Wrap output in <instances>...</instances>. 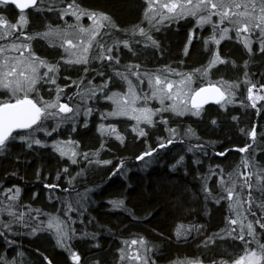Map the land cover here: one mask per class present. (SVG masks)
I'll list each match as a JSON object with an SVG mask.
<instances>
[{
	"label": "trees",
	"instance_id": "trees-1",
	"mask_svg": "<svg viewBox=\"0 0 264 264\" xmlns=\"http://www.w3.org/2000/svg\"><path fill=\"white\" fill-rule=\"evenodd\" d=\"M70 4H73V0H43V3L39 0V10L35 6L25 14L28 23L24 31L32 35L43 32L47 25L64 27L65 15H61V10ZM75 4L106 12L119 25L117 29H102L101 33L106 32L107 35L100 37L105 49L109 46L112 49L111 53L105 52V55H120L119 64H110L106 59H93L99 55L95 44L90 50L88 63L81 64L68 60L63 47L52 45L44 37H34L30 41L32 50L39 57L54 64L59 61L55 82L39 84V92L46 100L54 98L59 87L63 94L61 100L74 105L80 99L79 94H74L84 93L85 89L100 85L108 77L112 79L103 93L97 92L95 97L88 98L89 101L84 103L87 109H92L88 117L81 116L77 123L66 121L59 127L56 118H49L40 124L42 128L35 133L36 138L45 141L44 145L29 148L26 141L17 139L8 143L0 153V207L11 204L18 221L20 214H23L22 222L11 223V231H0V256L8 260L16 257L18 264L20 261L23 264H46L44 256L51 259L53 264H76L70 259L71 249L80 254L79 264H94L96 261L99 264H120V249L124 242L143 237L149 250V264H152V259L155 264H177L185 260H199L203 264H219L221 260L231 263L238 254L243 253V242L235 238L241 221L231 224V220L237 217L236 210H230L229 204L236 197H227L217 173L222 169L227 181V174L234 172L238 166L242 172L253 173L249 177H240V180L248 179L253 184V201L250 206L244 205L240 219L246 233V225L251 220L257 239L264 243V231L256 223L259 219L264 224V219H261L264 208L260 206L264 203V194L256 187L258 178L264 176V100L257 99L253 104L248 92L255 84L252 94L264 96V90L260 88L264 84L261 38L251 41V51L245 45V40L236 38L235 34L216 45L207 38L208 33L213 32V24L200 26L192 16L161 23L156 22L159 19L155 16L150 26L144 17L147 0H75ZM14 10L12 6H0V13L11 23L16 22L21 14ZM151 14L152 11L149 12ZM66 15L67 19H72L70 13ZM133 25L145 28L147 34L137 31L133 35L121 31ZM218 25L216 30L219 29ZM230 29L235 30L233 26ZM148 36L157 41L158 46L153 45ZM189 36L192 40L185 55ZM124 40H128L131 48L114 43ZM217 48L223 60L214 65L206 77H202L197 87L204 83L220 84L222 81L238 84V87L233 86L235 95L226 107L222 106V102L206 105L202 107L200 116L164 111L161 115L167 123L161 120L160 115L154 124L139 126L146 132L143 137L133 131L132 120L111 118L117 131L124 136L122 143L115 136L99 131L104 118L102 113L106 114L112 109L111 100L103 97L121 91L127 84L113 74L114 67L120 72L131 71L124 67L129 64H138L140 69L148 71L167 66L182 73L191 72L206 66ZM85 68L88 69L87 73ZM0 97L6 98L7 93L0 91ZM68 97H72V100L69 101ZM189 127L196 135L184 137ZM53 128L56 131L50 136L44 131ZM169 128L177 129L178 138L162 150L157 149L151 163L146 165L135 158L147 151L149 145L156 148L159 138L167 139ZM252 128L257 133L255 138L250 135ZM16 133L24 135L27 130ZM66 138L75 142L79 153H89V159L93 162L96 157L91 153L99 150V159L111 163L90 166L81 155H78L77 163H72L71 159L60 155L52 147V141ZM245 145L249 146L248 151L241 152L239 149ZM225 149L228 151L225 152ZM221 152H224L223 156ZM180 156H184V162L173 169L171 165L176 164ZM245 156L249 161L247 166L242 164ZM121 159L124 165L116 175H111ZM65 168L67 172L63 171ZM81 169H84L83 176L77 175ZM255 169L261 170L259 174ZM71 177L75 179L70 187ZM205 177L207 188L211 190L208 193L204 191ZM48 185L53 187L49 188ZM17 188L20 189L18 196L10 199ZM86 188L91 191L84 206L79 207L76 203L77 193L83 194ZM239 190L238 183L236 191ZM241 198L245 201L248 199L246 192L241 193ZM113 199H124L125 208H113ZM69 201L72 202L70 212L66 210ZM47 214L59 216L65 222L69 230L68 247L62 248L57 244L54 229L31 233L38 221L47 222ZM2 220L9 222L13 217L4 213ZM180 226L187 234L178 237L177 228ZM229 228L235 230L231 235L226 234ZM209 237L211 241L206 243ZM245 239L250 237L245 234ZM248 247L257 248V245L253 242ZM21 252L23 256H18Z\"/></svg>",
	"mask_w": 264,
	"mask_h": 264
},
{
	"label": "snow or ice",
	"instance_id": "snow-or-ice-1",
	"mask_svg": "<svg viewBox=\"0 0 264 264\" xmlns=\"http://www.w3.org/2000/svg\"><path fill=\"white\" fill-rule=\"evenodd\" d=\"M8 0H0V4L7 3ZM43 3V0H40ZM12 3L17 5L20 9L28 8L29 6H37V0H12ZM148 8L145 9L144 17L149 21V25L151 26L152 20L157 15L156 12L152 11L155 7H159L161 11L159 12V20L157 23H161L166 19H176L181 16L192 15L198 16L197 24L203 26L205 23L212 22L213 12H209L208 15H198L202 9H212L216 11V14L219 16V23L223 24L225 20H227L232 26L236 28L237 36L240 35L241 31L247 32L250 28L255 30L259 29L261 33V37H264V0H259V4L257 0H248L247 3L244 4V11H232V9L239 10L241 8V3L236 2V0H229V2H225V0H220L219 3L213 2V0H169L168 3H160V0H147ZM259 8V14L256 13V9ZM163 9H167V12H164ZM37 10H39L37 6ZM152 11V14L149 15V12ZM71 12V14L75 17L74 24H65V27L61 28L60 26H52L47 25L46 31L36 32L32 35H29L27 32L23 31V28H20L21 36L26 37L29 41H31L34 37H44L49 39V42H52V38H55L61 43V47L65 49L66 52H72L73 49H78L79 54L75 55V62L81 64H87L89 61V50L95 44L96 48L99 49V55L92 57L93 59L99 60H107L110 64H119V56L113 55H105V52L111 53V46L105 49L104 45L100 43L101 35H107V33H101V29H117L119 25L115 23L113 18L109 16L106 12L92 10L83 8L79 5L75 4V0H73V4H70L67 8L61 10V15H66ZM87 16L91 24L88 27L83 26L80 21L81 18ZM26 16L21 14L17 24H9V21L5 19L2 15H0V25H7L3 31L5 33L10 34L11 29H17L18 26H27ZM216 24L213 23V35H211L208 40L214 41L216 45L220 44V41L224 39L225 36L228 35L229 28L225 27L221 30V35L219 39L216 37ZM122 32H131L133 35L138 31L141 34H147V30L139 25H133L129 29H121ZM71 36H75L76 43H74ZM86 37V38H85ZM20 37H16L19 39ZM147 39L151 41L153 45L158 46V42L153 40L151 36H148ZM192 37L189 36L188 44L185 46L184 53L188 54V46L191 44ZM115 44L119 45L122 43L125 47L131 48L128 40L124 41H114ZM245 45L248 47L249 51H251V41L245 39ZM10 47L12 49H22L28 52V56L24 55V51L20 52L19 56L9 57L6 54V49L4 46H0V89H4L7 92V97H0V153H2L8 143H11L14 140L19 139L20 141H26L27 146L32 148L33 145L41 146L45 144V141H42L36 138L35 133L40 130V124L47 120L49 117H56L57 119V127L65 120H74V117L80 112L79 105L75 106V110L70 103L63 102L61 100V89L59 87L56 88V95L52 99L45 100L44 97L39 92V84L41 81L51 80L53 83L55 82V74L59 70V61L55 64L48 62L44 58L39 57L35 51L32 50L31 44H11ZM260 50L264 52V39L260 40ZM135 54V53H133ZM61 59H64L63 57ZM223 58L219 54V49L217 48L213 57L208 61L206 66H202L201 68L194 69L191 72H179L176 69H169L167 66L165 67V71L173 73L180 77L179 80L173 81L165 77L163 80L161 76L156 74L155 72L149 73L148 71L141 72L140 65H126L124 66L127 69H135V71H125L120 72L113 68V74L117 77H120L122 80L126 81L128 85V89L126 93L120 92H112L110 95H105L103 98L106 100H112L116 107L106 114L102 113V115L117 117V116H131L136 120V125L133 126V131L137 132L139 136H146V132L143 128H140L139 125L141 122H146L149 125L154 124L153 117L156 113H163L164 111H171L176 113L177 115H184L187 112H192L196 116H200L201 108L203 104H205L209 99L222 101L225 98L226 92L222 91L220 87L215 83H204L202 86L193 87L197 77H206L209 73V70L216 64L220 63ZM234 63V61H233ZM247 64V61L245 62ZM46 68L47 71H44L41 74L40 69ZM85 73H87L88 69H84ZM52 73V75H50ZM100 75H103L102 73ZM247 76V74H245ZM134 77L139 85L144 83V80L141 77H145L148 80L149 88L151 90V96L147 93H138L136 91L137 85L133 84V80L129 77ZM112 77H108L103 80L100 85H92L90 88L85 89L84 93H76L74 95L79 94L81 99L93 98L95 97L97 92L103 93L104 89L108 88L109 82ZM73 83H77V81H73ZM91 83V82H89ZM233 86L238 87V84L228 85L227 95L229 99L225 101V103H231V97L235 95L231 91ZM67 87V85H65ZM256 85L253 84L248 89L249 96L252 99V103L255 104L257 99L264 100V96H255L252 94V88H255ZM261 90H264V84L260 85ZM156 99L159 100L161 107L160 108H151L148 106L149 101ZM68 100L71 101L72 97H68ZM165 100H171L170 104H165ZM138 102H143V107H137ZM92 111L91 108H88L85 111V115L90 114ZM70 114V115H65ZM233 119H236L233 117ZM161 120L164 123H167V120L161 115ZM215 123V121H213ZM35 126V127H34ZM27 130V134L21 135L16 133L15 130ZM75 130V129H73ZM47 135H51L53 131H56L53 128L51 131L48 129H44ZM99 131L101 133H109L110 135H115L116 138L122 143L124 141V136L120 134L116 130V125H99ZM243 131V129L241 130ZM169 137L167 139L159 138L156 148H152L150 145L148 146V150L141 152L135 158L144 162L146 165L151 163L153 158V153H157V149H163L167 145L172 144L174 139L178 138V131L174 128H169ZM184 137L187 136H195L191 127L187 129V131L183 134ZM250 135L255 138L257 133L255 128H252L250 131ZM182 138V137H181ZM162 141V142H160ZM67 143H72L71 141H52V147L60 153L62 156H70L72 163H77L76 157L81 155L88 162L90 166L94 165H107L110 164L109 160H100L99 159V150L92 152L91 156L96 157V160L93 162L89 159V153H78L75 149L66 150L64 145ZM104 145L101 144V148ZM200 147V146H197ZM249 146L245 145L243 148L239 150L241 152H247ZM191 151V148L189 149ZM228 149H225L227 152ZM221 156L224 155V152L220 153ZM148 158L145 160V158ZM184 156H180L179 160L176 161V164L171 165L173 169L176 168L177 165L182 164L184 162ZM249 163L248 157L245 156L242 164L247 166ZM124 165V160H120V164L117 165L111 175H116L117 172ZM63 171L67 172V168ZM257 174L261 171L260 169H255ZM59 176V173L57 174ZM79 176L84 175V169H81ZM217 175H219V184L223 191L227 193V197L231 198L235 195L236 199L231 200L229 204L230 210H236L237 219L231 220V224H236L237 220H240L242 215V209L244 205H251L253 201L252 189L253 184L248 180H240V177H249L252 176V172H242L237 167L234 172H230L227 174V181H225V176L223 170L221 169ZM75 179L71 177L69 179V186L71 187V181ZM204 191L206 193L211 190L207 188V178H204ZM264 176L259 177L257 180L256 187L260 190L261 194H264ZM240 184V190L236 191L237 184ZM49 188H52L53 185H48ZM55 187H59V185H55ZM11 191V190H8ZM20 189H16V193L10 199L14 200L16 196H18ZM91 189H85L83 194L77 193L76 203L79 207H83L86 203V197ZM246 192L248 199L245 201L241 198V193ZM219 202V201H217ZM113 208H125L124 199H113L111 201ZM261 208H264V203L260 204ZM67 211L72 210V202H67ZM127 211H131L130 209H126ZM4 213H7L9 216L13 217V220L9 222H4L2 220V216ZM37 214L39 215V210H37ZM49 216L47 222L38 221L36 227L31 229V233L35 234L38 230L46 229L48 231H54V235L56 238L57 244L62 247H68L66 241L69 238V230L65 225V222L61 219V217L47 214ZM264 219V217H261ZM23 214H20L19 221L16 219L15 208L9 204L7 207H0V231L7 229L11 231V223L22 222ZM259 224V227L262 231H264V224H261L259 219L256 221ZM183 226L177 228V236L186 235V231H182ZM247 233L245 232V225L241 220V226L239 229V233L236 235V239L243 242L242 245V255H239L238 258L233 259L232 264H262L264 262V243H260V241L256 237V231L253 226V222L251 220L248 221L246 225ZM74 231V230H73ZM222 232L224 230H221ZM235 230L229 228L227 231V235H231ZM245 234H247L250 239H245ZM86 235L95 236V233H86ZM218 235V234H213ZM211 241V237L208 238L207 242ZM255 243L257 248H250L248 245L251 243ZM125 244H128L129 241H125ZM131 245H136L138 242L136 239L131 240ZM145 239L143 237L139 240L140 248L144 249L143 255L136 251L133 259L135 261H140V264H149V255L148 249L145 246ZM37 251H39L37 249ZM135 251V250H134ZM70 259L76 264L80 262V254L78 252L72 251L69 249ZM121 258H124L125 249H120ZM18 256H23V253H18ZM44 260L46 264H53V261L49 259L47 256H44ZM0 264H18L17 258L13 257L11 260L6 259L5 257L0 256ZM20 264H23L20 261ZM94 264H99V261L94 262ZM152 264H155V260L152 259ZM177 264H203L202 261H179ZM216 264V262H213ZM219 264H228L227 261L221 260Z\"/></svg>",
	"mask_w": 264,
	"mask_h": 264
},
{
	"label": "rangeland",
	"instance_id": "rangeland-1",
	"mask_svg": "<svg viewBox=\"0 0 264 264\" xmlns=\"http://www.w3.org/2000/svg\"><path fill=\"white\" fill-rule=\"evenodd\" d=\"M169 2V0H160V3H168ZM193 2H195V0H193ZM213 2H216V3H219L220 2V0H213ZM225 2H229V0H225ZM236 2H239V3H241V8L239 9V10H236V9H232V11H244L245 9H244V4L245 3H247L248 2V0H236ZM257 3L259 4V0H257ZM152 11H154V12H156L157 13V15H156V17L159 19V12L161 11V9L159 8V7H155L154 9H152ZM163 11L164 12H167V9H163ZM213 12V15H212V22H209V23H205L203 26H205V25H209L210 23L211 24H213V23H215V24H219L218 25V30H216V32H215V35H216V37L219 39V37H220V35H221V30L223 29V28H225V27H227V28H229V32H228V35L227 36H225L224 38H226V37H228L229 35H231V34H235L234 36L236 37V38H239V39H242V41H244L245 39H248V40H250V41H252V40H255V38H261L262 39V37H261V33H260V30L259 29H255V30H253V29H249L247 32H245V31H241V33H240V35L239 36H237V32H236V28L234 27V29L235 30H233V29H230V27L232 26L227 20H225V22L223 23V24H221V23H219V16H218V14H216V11L215 10H212V9H202L201 11H200V13H198V15H200V14H202V15H208V13L209 12ZM70 14H71V12H69ZM256 13L257 14H259V8H257L256 9ZM68 14V13H67ZM72 15V14H71ZM186 16H192V15H186ZM67 17V15H65V18ZM181 17H183V16H181ZM192 17H194L195 18V22H197V19H198V16H192ZM64 18V20H65V23H67V24H74L76 21H75V17L72 15V19L70 20V19H65ZM167 20H171V19H166V21ZM80 23L83 25V26H85V27H88L90 24H91V21H90V19L89 18H87V17H82L81 18V21H80ZM226 23H227V25H226ZM9 24H13V23H11V22H9ZM199 25V24H198ZM201 26V25H200ZM8 26L7 25H0V46H4L5 47V49H6V54L11 58V57H14V56H19L20 55V52L21 51H24V50H22V49H12L11 47H10V45L11 44H13V43H15V44H26V43H30V41L26 38V37H23V36H21V31H20V26H18V28L17 29H11L10 30V34L9 33H5L3 30L5 29V28H7ZM65 27V26H64ZM22 28H23V31H24V29H25V27L24 26H22ZM61 28H63V27H61ZM44 31H46V30H44ZM211 35H213V32H210V33H208V36H207V38H209ZM16 37H20L19 39H16ZM70 38H72L73 39V41H74V43H76V38H75V36H71ZM86 38V37H85ZM46 39V38H45ZM49 40V39H48ZM214 42V41H213ZM31 44V43H30ZM51 44L52 45H60L61 46V43L58 41V40H56L55 38H52V42H51ZM215 46V45H214ZM63 49V51H64V53H65V55H67L68 57V60H72V61H74L75 62V55H78L79 54V50L78 49H73L72 50V52H66L65 51V49L64 48H62ZM91 50V49H90ZM90 50H89V53H88V56H89V54H90ZM24 55L25 56H28V52L27 51H24ZM120 56V55H119ZM51 63H53V62H51ZM54 64V63H53ZM40 71H41V74L44 72V71H47V69L46 68H41L40 69ZM131 71H135V69H132ZM140 71L141 72H144V71H148L147 69H140ZM149 73H153V72H155L156 74H158V75H160L161 76V79L163 80L165 77H167L168 79H170V80H173V81H177V80H179L180 79V77L179 76H177V75H175V74H173V73H170V72H167V71H165V68L164 69H158V70H154V71H152L151 69L148 71ZM57 73V72H56ZM50 75H51V73H50ZM56 75V74H55ZM130 79H132L133 80V84L134 85H137V87H136V91L138 92V93H141V94H143V93H147L149 96H151V90H150V88H149V84H148V80H147V78H145V77H141V79H143L144 80V83L142 84V85H139L138 84V82H137V80L134 78V77H129ZM201 79H202V77H197L196 78V81H195V83H194V85H193V87H197L198 85H197V83L198 82H201ZM41 82H44L45 84H47V85H50V84H52L51 82V80H45V81H41ZM216 84V83H215ZM229 84H233V83H229V82H227V81H222V82H220V86L224 89V91L226 92V97H225V99H224V101L221 103L222 104V106H224V107H226L229 103H225V101H227L228 99H229V96L227 95V92H228V85ZM90 87V86H89ZM233 88V87H232ZM232 88H231V91L233 92V90H232ZM127 89H128V85L127 84H125V86H124V88L121 90V91H119L120 93H126L127 92ZM5 91L6 92V90H4V89H0V91ZM7 93V92H6ZM234 93V92H233ZM111 94V93H110ZM56 95V94H55ZM62 95L63 94H61V98H62ZM233 98V96L231 97V99ZM45 99V98H44ZM46 100V99H45ZM89 101V99L87 98V97H85V99H79L78 100V102H76V104H74V105H72L73 106V108H74V110H75V106L76 105H79V107H80V112L74 117V120H65L64 122H66V121H72L73 123H77V121L79 120V118H81V116H84V117H88V115H85V111L87 110V108L84 106V103H87ZM111 102H112V109L110 110V111H108V112H111L115 107H116V105H115V103L111 100ZM68 103V102H67ZM171 103V100H165V104L167 105V104H170ZM137 107H143L144 106V104H143V102H138L137 103V105H136ZM148 106L149 107H151V108H160L161 107V105H160V102H159V100H156V99H153V100H151V101H149V103H148ZM169 112H171L170 110H169ZM201 113H202V108H201ZM162 113H156V115L153 117V120H155L158 116H160ZM185 114H192V115H195L194 113H192V112H187V113H185ZM65 115H70V114H65ZM196 116V115H195ZM50 119L51 118H56V117H49ZM48 118V119H49ZM111 118H126V119H129V120H132L133 121V123H134V125H136V120L133 118V117H131V116H117V117H111V116H106V115H104V118H103V120L101 121V124H104V125H113V122L110 120ZM47 119V120H48ZM56 119H58V118H56ZM63 122V123H64ZM100 124V125H101ZM143 124H147L146 122H141L140 123V125L139 126H141V125H143ZM42 127H40V129H41ZM117 130V129H116ZM104 134H109V133H104ZM113 136H115V135H113ZM116 137V136H115ZM56 140H59V141H71L72 143H67V144H65L64 145V147H65V149L66 150H71V149H75V151L76 152H78V149H77V147H76V145H75V142L73 141V140H71V139H69V138H66V139H56ZM56 140H54V141H56ZM79 153V152H78ZM65 157H68L69 159H71V157L70 156H65ZM77 158H78V156L76 157V160H77ZM12 197V196H11ZM237 219V218H236ZM242 219H240V220H237V221H241ZM241 222H239L238 224H240ZM62 226H65V225H62ZM55 231V230H54ZM131 240H133V239H131ZM131 240H128L129 241V243L128 244H125L124 243V245H123V248L122 249H125V255H124V258L122 259L121 258V261H120V264H140V261H135L134 259H133V257L135 256V254H136V251H139V253L141 254V255H143V253H144V249L143 248H140V246H139V239H136L137 240V244L136 245H131ZM135 250V251H134ZM243 254V253H242ZM242 254H238L235 258H238V256L239 255H242ZM234 258V259H235ZM228 264H232V262L231 263H228ZM262 264H264V262H262Z\"/></svg>",
	"mask_w": 264,
	"mask_h": 264
},
{
	"label": "water",
	"instance_id": "water-1",
	"mask_svg": "<svg viewBox=\"0 0 264 264\" xmlns=\"http://www.w3.org/2000/svg\"><path fill=\"white\" fill-rule=\"evenodd\" d=\"M38 1H39V0H37V3H38ZM7 3H11V4L15 5L14 3H12V0H8ZM15 6H16L17 9H18L19 11H21V12H22V11H27L28 9H30V8H34V7H35V6H29L28 8L20 9L17 5H15ZM217 86L220 87L222 91H224V89H223L219 84H217ZM224 99H225V98H224ZM222 101H223V100H222ZM222 101H217V100L209 99L205 104H203L202 107H204V106H206V105H209V104H218V103H221ZM18 130H19V129H18ZM18 130H15V132L18 131Z\"/></svg>",
	"mask_w": 264,
	"mask_h": 264
},
{
	"label": "flooded vegetation",
	"instance_id": "flooded-vegetation-1",
	"mask_svg": "<svg viewBox=\"0 0 264 264\" xmlns=\"http://www.w3.org/2000/svg\"><path fill=\"white\" fill-rule=\"evenodd\" d=\"M0 6H12L17 12H18V14H23V15H25L26 13H28V12H30V11H32L33 10V8H30V9H28L27 11H24V12H21V11H19L18 9H17V7L15 6V5H13V4H11V3H5V4H0ZM234 9V8H233ZM14 10V11H15ZM20 14V15H21ZM0 15H2L5 19H7L2 13H0ZM20 15L18 16V18H17V21L16 22H14L13 24H17L18 23V20H19V17H20ZM26 16V15H25ZM85 17H87V16H85ZM88 18V17H87ZM8 20V19H7ZM21 27V26H20ZM102 30V29H101Z\"/></svg>",
	"mask_w": 264,
	"mask_h": 264
}]
</instances>
